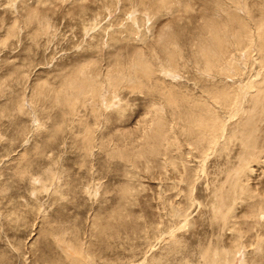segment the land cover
<instances>
[{"label": "rangeland", "instance_id": "1", "mask_svg": "<svg viewBox=\"0 0 264 264\" xmlns=\"http://www.w3.org/2000/svg\"><path fill=\"white\" fill-rule=\"evenodd\" d=\"M263 29L264 0H0V264H264Z\"/></svg>", "mask_w": 264, "mask_h": 264}, {"label": "bare ground", "instance_id": "2", "mask_svg": "<svg viewBox=\"0 0 264 264\" xmlns=\"http://www.w3.org/2000/svg\"><path fill=\"white\" fill-rule=\"evenodd\" d=\"M205 24H206V23H205ZM242 24H243V23H242ZM240 25H241V24H240ZM243 26H244V25H243ZM217 27H219V26H217ZM245 27H246V26H245ZM211 28H212V27H211ZM212 29H214V28H212ZM212 29H211V31H212ZM215 29H216V28H215ZM215 29H214V30H215ZM218 29H220V28H218ZM222 29H223V28H222ZM222 29H221V30H222ZM224 29H225V28H224ZM224 29H223V30H224ZM217 31H218V30H217ZM229 31H230V30H229ZM229 31H228V32H229ZM228 32H227V33H228ZM211 33H214V32H211ZM227 33H225V34L227 35ZM261 33H262V32H261ZM209 34H210V33H209ZM222 34H224V33H222ZM222 34H219V35H222ZM238 34H239V33H238ZM226 35H225V37H226ZM228 35H229V33H228ZM236 36H237V35H236ZM263 36H264V29H263L262 37H263ZM215 37H216V36H215ZM220 37H222V36H220ZM208 38H209V37H208ZM229 38H230V37H229ZM239 38H240V37H239ZM212 39H213V38H212ZM243 39H244V38H243ZM221 40H222V38H221ZM223 40H225V39L223 38ZM210 41H212V40H210ZM226 41H227V39L225 40V42H226ZM201 44H203V43H201ZM215 44H216V43H215ZM227 44H229V43H227ZM235 44H236V43H235ZM216 45H217V44H216ZM210 47H212V46H210ZM216 47H217V46H216ZM212 48H213V47H212ZM172 49H173V48H172ZM200 49H201V48H200ZM235 49H236V48H235ZM222 50H224V49H222ZM222 50H221V51H222ZM172 51H173V53H174V50H172ZM213 51H214V50H213ZM222 52H225V51H222ZM214 53H215V52H214ZM216 53H218V52H216ZM219 53H221V52H219ZM212 54H213V53H212ZM174 55H175V54H174ZM223 55H224V54L222 53V56H223ZM175 56H176V55H175ZM200 56H201V55H200ZM222 56H221V57H222ZM208 57H209V56H208ZM177 58H178V57H177ZM212 58H214V57H212ZM212 58H211V59H212ZM222 59H223V58H222ZM170 60H173V59L171 58V59H169V61H170ZM174 60H175V59H174ZM201 60H202V59H201ZM205 60H206V59H205ZM213 60L215 61V59H213ZM147 61H148V60H147ZM214 61L211 60V63L213 62V63L215 64L216 62H214ZM230 61H231V60H230ZM141 62H142V61H141ZM206 62H207V63H210V60L207 59ZM170 63H171V62H170ZM204 63H205V62H204ZM211 63H210V64H211ZM217 63H218V62H217ZM205 64H206V63H205ZM214 64H213V65H214ZM139 65H140V64H139ZM217 65H218V64H217ZM220 65H222V64H220ZM142 66L144 67V65H142ZM208 66H209V65H208ZM139 67H141V66H139ZM148 68H149V67H148ZM209 69H210V68H209ZM207 70H208V69H207ZM153 73H154V72H153ZM84 79H85V78H84ZM93 79H94V78H93ZM93 81H94V80H93ZM86 82H87V81L85 80V83H86ZM77 83H78V82H77ZM79 86H80V85H79ZM75 88H76V87H75ZM96 88H97V87H96ZM90 90H92V89H90ZM219 93H220V92H219ZM224 95H225V94H224ZM222 102H223V100H222ZM201 118H202V117H201ZM202 119H203V118H202ZM159 127H160V126H159ZM201 131L203 132V130H201ZM197 132H198V130H197ZM202 132H201V134H202ZM207 132H208V131H207ZM161 133H162V132H161ZM161 133H160V134L158 133V135H161ZM201 134H200V135H201ZM206 134H207V133H206ZM153 136H154V135H153ZM155 137H156V136H155ZM157 137H158V136H157ZM205 137H206V136H205ZM207 137H208V136H207ZM209 137H210V136H209ZM209 137H208V138H209ZM158 138H160V137H158ZM210 138H211V137H210ZM201 139H204V138L201 137ZM206 140H207V139H206ZM75 239H76V241H77V238H76V237H75ZM77 242H78V241H77Z\"/></svg>", "mask_w": 264, "mask_h": 264}]
</instances>
